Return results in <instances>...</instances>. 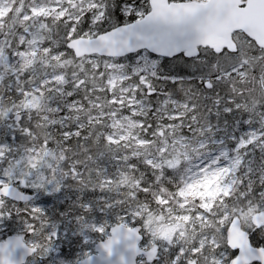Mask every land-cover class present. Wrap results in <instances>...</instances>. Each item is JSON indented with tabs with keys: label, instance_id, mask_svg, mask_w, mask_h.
Wrapping results in <instances>:
<instances>
[{
	"label": "snow or ice",
	"instance_id": "obj_1",
	"mask_svg": "<svg viewBox=\"0 0 264 264\" xmlns=\"http://www.w3.org/2000/svg\"><path fill=\"white\" fill-rule=\"evenodd\" d=\"M0 264H264V0H0Z\"/></svg>",
	"mask_w": 264,
	"mask_h": 264
}]
</instances>
